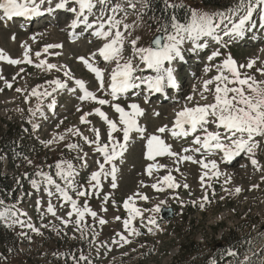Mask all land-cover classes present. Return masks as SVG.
Returning <instances> with one entry per match:
<instances>
[{
  "label": "rangeland",
  "instance_id": "rangeland-1",
  "mask_svg": "<svg viewBox=\"0 0 264 264\" xmlns=\"http://www.w3.org/2000/svg\"><path fill=\"white\" fill-rule=\"evenodd\" d=\"M172 1L177 0L168 2ZM181 1L192 12L209 15L231 14L237 5L235 3L229 7H211L202 5L198 0ZM73 6L75 5H68V7ZM139 6L143 9L144 2H139ZM43 7L47 8L48 5L45 4ZM55 11H53L54 16L45 13L20 23L13 20L7 21V24L0 22V51L11 59L23 60L26 46L31 50L29 57L33 61L32 64L12 65L6 60H0V77H3L0 79V127L5 129L12 126L20 129L21 140L33 148L31 156L21 163L10 160L8 156L3 157V163H6L3 169L5 174L15 173L21 179L18 180L21 186L17 192V208L11 202L6 203L4 208H15L19 213L20 221L39 229L38 234L19 223L13 224L11 219L0 222L7 229L8 241L11 244L4 248L6 252L3 254L1 264H75L71 259L72 256L67 260L56 256L57 253L70 249L72 254L76 253V256L81 254L87 256L91 264H169L178 256L179 246L185 239H191L197 243L207 241L210 244L206 248L210 249L213 240H223L228 230L239 225L241 221L254 227L255 247L264 248V137L256 138L259 146L255 150V159L261 170L252 166L250 159H247L249 158L247 154L242 153L234 158L236 161L232 160L231 162L234 161V163L230 165L231 162L224 163L222 155L217 152L206 157L217 161L220 175L216 177L212 175L215 170L198 168L186 162H174L176 157L159 156L155 161L147 160L145 158L146 141L133 133L134 139L129 143L123 156L113 162L118 171L115 189L111 188L109 177L101 179L102 186L94 195L78 197L75 195V190L69 192L79 206L82 207L87 203L93 211L97 212L95 220L85 217V222L94 228V231L88 233L87 238L76 231L73 224L69 223L67 226L61 224L57 217L68 219L66 214L71 206L59 199L58 195L49 196L48 192H55V188L48 185L43 178L44 175L52 176L57 183L64 186V181L55 175V165L67 162L71 163L78 173L75 177L76 184L83 189L89 188L88 181L91 173L97 171V162H103V156L96 151V143H88L84 138L86 137L87 141H95L96 130H98L99 143L102 145L108 142L107 123L94 113L96 108H100L108 119L117 123L118 127H123L119 124V114L111 106L113 104H119L126 111H130L128 105L131 103L138 104L144 110V115L137 118L138 123L146 128L144 135L146 137L153 134L161 136L171 146L173 152L181 153L183 148L199 147L193 141L195 135L203 136L202 132L193 134V138L188 136L175 137V139L168 136V132L161 134L157 132V129L165 125L169 127L173 114L185 107L214 103L216 82L208 86L210 91L204 92V81L215 77L218 74L217 66L229 57L236 62L242 74L255 77L257 81H264V74L257 71L264 67V28L258 27L259 12L254 13L252 26L240 38L224 36L221 31L217 34L220 37L219 42L212 37H202L199 43H202L203 47L194 49L191 42L187 45L180 59L177 73L181 85L176 89L177 94L173 100L160 103L151 101L148 104L139 100H125L103 106L91 100L79 99L83 93L75 84V80H82L89 91L98 98L105 99L101 92L94 89L97 80L95 74L78 59L84 57L92 45L81 43L82 37H79V33L70 29L72 20L68 22V19L72 13L63 9ZM139 24V31L134 33L138 34L142 41L134 47V50L148 48L149 41L157 33V27L154 24L142 20ZM54 32L60 38L55 37L54 34L51 35ZM76 37L81 42L71 41ZM109 40L108 38L102 42L108 43ZM73 42L83 44L80 53L75 49ZM50 44H60L62 47L49 48L45 52L44 48ZM37 52L41 54L39 57L35 55ZM216 52L220 55L210 60L209 57ZM40 60L54 64L57 68L47 70L46 65L36 67ZM253 60L256 63L251 69L239 68L240 65H247ZM89 63L103 70L96 61H89ZM206 68L209 71L206 72ZM53 80H60L66 87L53 92L51 96L38 98L31 94L33 89H36L38 93H43L45 90L52 92L55 85L48 82ZM8 83L12 85L11 88L7 87ZM17 88L22 91L17 92ZM245 91L247 92V88ZM201 93L206 99L201 98ZM189 96L193 97V100L189 101L187 99ZM53 101L54 106L50 108L49 105ZM162 107L165 109L163 115L167 117L164 120L156 117L157 109ZM86 113L93 114L86 116L87 123H81V116ZM70 129L73 131H69ZM75 130H79L80 135H77ZM208 130L222 131L211 124ZM113 135L116 140L122 142V132H116ZM61 136L64 137L63 140L59 139ZM70 145H77V147L72 148L69 147ZM192 154L195 159L204 156L202 153ZM150 164L157 165L151 176L146 171ZM44 165L46 169L43 168ZM28 171H32L29 175L30 179L20 177L22 174L26 175ZM206 171L209 172L210 178L205 177L202 185L200 178ZM169 174L173 176L174 182L179 187L168 188L162 183V178ZM226 180L227 183H225ZM33 182L36 187L33 186ZM153 184L162 186L164 190L157 191L152 187ZM185 184L188 187H184ZM236 188H240L241 191L237 193ZM137 194L144 195L148 199L142 200ZM105 195L108 196L107 201L104 200ZM205 195L210 203L201 208V203H204L202 198ZM130 196L134 197L135 206L142 210L143 218L136 217L132 220L129 229H125L123 221L128 219L129 213L123 204ZM161 201H166L167 206L171 208L172 218L164 220L160 214L146 211L160 204ZM49 203L55 208L57 214L55 217L47 213ZM116 217L120 219L117 220ZM150 217L156 218L155 225L148 224ZM72 219L74 220L75 217L73 216ZM99 219H104L106 223L100 225ZM132 228L141 234L130 235ZM149 228L151 231L148 230ZM121 235L131 242L125 244L120 239ZM242 252L239 254L240 259L237 257L239 262H236V259L225 264H246L245 258H248V255ZM209 254V251L204 253L206 257ZM193 263L209 264V259L207 261L204 258L195 259Z\"/></svg>",
  "mask_w": 264,
  "mask_h": 264
},
{
  "label": "snow or ice",
  "instance_id": "snow-or-ice-1",
  "mask_svg": "<svg viewBox=\"0 0 264 264\" xmlns=\"http://www.w3.org/2000/svg\"><path fill=\"white\" fill-rule=\"evenodd\" d=\"M53 0H0V22L11 21L13 18H32L36 16L44 15L45 13H51L56 9H63L74 14V19L70 25L71 28H76L79 25H83L84 28L94 29L93 35L99 38L108 39L112 37L108 43H105L97 54L105 62H116V67L110 73V83L105 88L104 72L95 67L92 63H89L84 57L78 59L82 61L89 71L95 74V77L99 84L100 91H107L113 100H117L121 95L128 93L130 90L139 89L142 85H145L150 92L161 93L164 92L165 87H176L173 69L172 67H165V62L171 64L178 58H182L181 45L186 41H190L194 49L203 47L201 41L202 37H212L219 42L220 37L217 35L219 32H223L224 36L240 38L244 35L245 31L252 26L253 15L257 11L260 14V19L264 21V0H237L236 7L232 10L231 14L218 13L216 15H209L207 13L192 12L190 16V22L187 24L178 22L175 17L169 22L168 27H162L160 30L166 33L163 37L156 38L153 43L156 48H136V54L140 56V59L149 69H153L156 73L153 77H141L135 75L137 71L129 60L126 63L121 64L123 52V40L124 35L120 31L122 20L117 19V14L123 12L124 9L121 5L116 4L109 6V0H58L55 3V7H52ZM47 4L48 7L43 6ZM69 4L75 5L68 7ZM97 4L103 5L108 12L107 18L103 14L97 17L96 20H89V15L94 14V9ZM129 4L132 8H135V4ZM173 7L175 5H172ZM87 13V14H86ZM125 29L130 27L129 25H123ZM107 29V30H106ZM15 37H13L14 39ZM163 40V43H162ZM135 47L136 41H131ZM62 47L60 44L47 45L44 51L47 52L49 48ZM31 50L25 46L24 59H11L0 51V60H6L9 64L18 65L21 63L32 64L33 61L29 57ZM37 57L41 54L35 53ZM220 53H213L210 60L219 56ZM256 61H250L247 65H240L239 68L251 69ZM46 65L47 70L56 69L54 64H48L44 60H40L36 67H42ZM209 71V69H205ZM218 74L206 81H204V92L210 91L209 85L215 83V102L211 104L199 105L196 104L193 107H185L176 113V119L173 127L169 128L167 125L157 129V132L170 133L172 137H188L198 132L204 133L203 136L195 135L194 144L199 147L194 149L183 148L181 153H189L183 155L181 153L173 152L171 146L165 142L159 135L145 136L146 128L138 123V117L144 115V110L136 103L128 105L130 111H126L119 104L111 105L115 112L119 114V124L123 127H118L117 123L108 119L106 114L101 111L100 108L94 109V113L100 116L108 126V142L104 144L99 143L100 134L96 130V140L87 141L88 143H96V151L103 156V162L98 163V170L91 173L89 178L88 189H83L76 184L75 177L78 175L74 166L71 163L62 162L55 165V175L60 177L64 181V186L57 183L52 176L44 175V181L48 185H52L55 188V192L49 191L48 195H58L64 203L70 204V210L67 212L68 219L63 217H57L60 219L62 225L67 226L69 223L73 224L76 231L87 238L89 232L94 231L91 224L85 222V217H91L93 220L97 218V212L93 211L87 203L82 207L78 205L77 200L69 194L71 190H75V195L78 197H87L94 195L96 191L101 188V179L111 178V188L115 189L116 184V172L117 167L113 163L119 157H122L127 150L129 143L134 139L133 133H136L140 139H144L145 143V158L150 161H155L159 156L176 157L174 162H192L198 163L204 169L217 170L218 164L216 160H210L206 162L208 155H213L217 152L223 154L224 162H231L234 158L239 157L242 153L249 156L250 162L257 170H261L258 161L255 159V150L259 146L257 137H264V81H257L255 77L242 74L237 66L236 62L231 58L225 59L220 65L217 66ZM258 72L264 74V67L257 69ZM228 73V74H226ZM68 75V73H65ZM3 77H0L2 79ZM49 84L55 85L52 92L45 90L43 93H38L36 89L32 90V95L37 96H51L53 92L66 87L60 80L49 81ZM75 84L82 91V96L79 97L81 101H93L99 105H107L108 100L98 98L92 91H89L82 80H75ZM228 85H236L229 87ZM8 88H11L10 83L7 84ZM247 88V92L245 91ZM17 92L22 90L17 88ZM231 94V95H229ZM201 98L206 97L201 93ZM189 101L193 100V97H187ZM27 102V98H26ZM147 102V100L145 101ZM54 106V101L49 107ZM79 110V109H78ZM39 111V108H37ZM93 113H86L81 116V123H87L86 116ZM156 115H159L156 113ZM215 125L217 129L223 131H209V125ZM69 131H73L70 129ZM77 135H80L79 130H75ZM122 132V142L116 140L113 133ZM63 140L64 137H59ZM51 143V141H49ZM69 147L76 148L77 145H70ZM192 153H202L205 158L196 160ZM83 159V158H81ZM106 165L108 166L106 168ZM157 168V165L150 164L146 171L149 176L152 175L153 170ZM212 175L218 177L219 171H215ZM205 177L210 178L209 172H205L201 176V183L203 185ZM228 181L226 180L225 183ZM162 183L167 185L168 188L179 187L174 182V178L171 174L165 175L162 178ZM33 186L36 187L35 182ZM152 187L157 191H163L162 186L153 184ZM184 187H188L187 184ZM211 187V185H208ZM255 187V186H253ZM235 191L239 193L240 188H236ZM139 195L142 200H147L148 197ZM204 203H201V208H204L207 203H210L207 195L203 198ZM104 200H108V196H104ZM63 206V204L61 205ZM123 207L129 213V219L123 221L125 229H129L132 220L136 217L143 218V212L141 209L135 206L134 197L130 196L124 202ZM0 222L11 219L13 224L19 223L22 226L30 228L39 234V229L32 227L31 224H25L18 219L19 213L15 208L5 209L3 202H0ZM146 211L162 214L165 211H171L167 206L166 201H161L160 204L155 205L152 209ZM47 213L52 216H56L54 206L49 203L47 207ZM73 216L75 219L73 220ZM117 220L120 217H116ZM156 218L150 217L148 224L155 225ZM98 223L103 225L106 223L104 219H99ZM151 231V228L148 229ZM26 235L25 233H21ZM130 235H140L135 228H132L129 232ZM120 239L125 244L131 241L124 236H120ZM118 243V241H114ZM260 254H257L259 257ZM71 259L75 264H91V261L87 256L79 255L72 256ZM246 264H256L251 258H245ZM258 264H264V260H259Z\"/></svg>",
  "mask_w": 264,
  "mask_h": 264
},
{
  "label": "trees",
  "instance_id": "trees-1",
  "mask_svg": "<svg viewBox=\"0 0 264 264\" xmlns=\"http://www.w3.org/2000/svg\"><path fill=\"white\" fill-rule=\"evenodd\" d=\"M169 0H152L151 6L149 8V16H152L154 21L153 24L157 27L158 31L162 27H168L169 19L171 16H175L180 20H184L188 17V9L184 6H179L177 3ZM204 6L211 7H229L235 3L237 0H198ZM172 5H175L174 7ZM0 168L2 163V155L4 152L7 153L9 158L13 161H18L19 163L28 159L33 153L29 150L30 147L27 143L23 142L19 136L20 129L16 127L8 126L7 128L0 127ZM29 150V151H28ZM20 165V164H19ZM32 171H28L26 175H20V177L29 176ZM17 174L7 175L2 173L0 170V202L5 204L6 202H15L17 204V191L19 190ZM247 228V229H246ZM253 227L249 223L242 222L233 229H230L226 237L221 241L213 240V244L210 249L206 248L210 243H197L193 240L185 239L183 243L179 246V254L177 257L172 259L169 264H195L193 260L204 258L206 261L213 260L217 263L227 262L228 260L235 261L237 256L232 257L231 252L238 253V250H251L252 255L251 260L255 262L259 257L264 260V253L261 249H254V237H252L251 231ZM248 236V237H247ZM251 238V239H250ZM8 236L7 229L0 224V264L2 262L3 254L6 252L4 248L11 245ZM212 240V238H211ZM215 243V244H214ZM246 244L249 246L246 247ZM218 245L219 247H217ZM210 252L208 257L204 255L205 252ZM57 257L63 258L65 260L69 259L70 256H76V253H71V249L63 251L62 253H57ZM238 261V259H237ZM236 261V262H237ZM237 264V263H235Z\"/></svg>",
  "mask_w": 264,
  "mask_h": 264
},
{
  "label": "bare ground",
  "instance_id": "bare-ground-1",
  "mask_svg": "<svg viewBox=\"0 0 264 264\" xmlns=\"http://www.w3.org/2000/svg\"><path fill=\"white\" fill-rule=\"evenodd\" d=\"M144 2V4H145V1H143ZM52 5H55V4H52ZM54 12H51L50 13V15L51 16H54ZM21 19H23V18H21ZM41 19V18H40ZM23 21V20H22ZM4 24H7V21H5V22H3ZM24 23V22H23ZM93 33V32H92ZM52 34H54L55 35V37L57 36V37H59L60 38V36L59 35H57V33H51V35ZM70 34H71V32H70ZM91 34V33H90ZM94 38H97L99 41H104L105 39H103V38H99V37H96L95 35H93V34H91ZM54 36H53V38H55ZM77 38V37H76ZM61 40V39H60ZM59 40V41H60ZM62 41V40H61ZM69 41H70V39H69ZM71 41H79V39H75V40H71ZM57 42V41H56ZM73 42V43H74ZM81 42V41H80ZM60 43V42H59ZM82 43V42H81ZM75 45L74 46H76V50L78 51V53H80V51L83 49V44H78V43H74ZM73 45V44H72ZM176 77L174 76V79H175ZM193 79V78H192ZM176 83V85H177V82H175ZM179 83V82H178ZM180 85H181V83L179 84V86H178V88L180 87ZM60 94V93H59ZM177 94V93H176ZM152 107H153V105H152ZM148 109H150L149 107H147ZM163 110H165L164 109V107H162V108H158L157 109V113L159 114V115H156V117H158L159 119H165V115H163ZM169 115V114H168ZM167 118V117H166ZM175 119H176V113L175 114H173V116H172V122H171V124L169 125V128H172L173 127V124H174V121H175ZM222 130V129H221ZM223 131V130H222ZM221 131V132H222ZM219 153V152H218ZM220 155H222L221 157L223 158V154L222 153H219ZM247 157V156H246ZM202 158H205L204 156L203 157H200L199 159H196V160H200V159H202ZM247 159H249L248 157H247ZM210 160H212V159H209V158H206V162L207 161H210ZM236 161V160H235ZM224 162V161H223ZM187 164H194L195 165V167L197 166L198 168L200 167L201 168V165L200 164H198V163H192V162H186ZM224 163H226V162H224ZM234 163V161L233 162H231V163H229L230 165H232ZM244 163V162H243ZM218 164V163H217ZM246 164V163H245ZM242 167H243V165H242ZM223 168V167H222ZM156 169V168H155ZM209 169H211L210 167H209ZM98 170V169H97ZM218 171L220 170V167L218 166V169H217ZM217 170H215V171H217ZM118 172V171H117ZM225 173V172H224ZM121 174V173H120ZM230 175V174H229ZM228 175V176H229ZM167 203V202H166Z\"/></svg>",
  "mask_w": 264,
  "mask_h": 264
},
{
  "label": "water",
  "instance_id": "water-1",
  "mask_svg": "<svg viewBox=\"0 0 264 264\" xmlns=\"http://www.w3.org/2000/svg\"><path fill=\"white\" fill-rule=\"evenodd\" d=\"M158 37H163V34L162 33H158L156 34L152 40L150 41V46L151 48L155 49L156 48V45L153 43V41L158 38ZM162 43H163V40H162ZM170 208V207H169ZM171 209V208H170ZM163 218L165 219H169L172 217V210L171 211H165L164 213L161 214Z\"/></svg>",
  "mask_w": 264,
  "mask_h": 264
}]
</instances>
